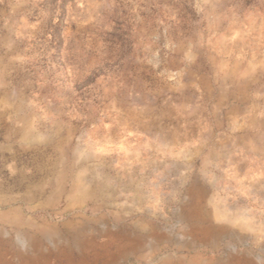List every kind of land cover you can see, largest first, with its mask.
Wrapping results in <instances>:
<instances>
[{
  "label": "rangeland",
  "instance_id": "1",
  "mask_svg": "<svg viewBox=\"0 0 264 264\" xmlns=\"http://www.w3.org/2000/svg\"><path fill=\"white\" fill-rule=\"evenodd\" d=\"M0 264H264V0H0Z\"/></svg>",
  "mask_w": 264,
  "mask_h": 264
}]
</instances>
